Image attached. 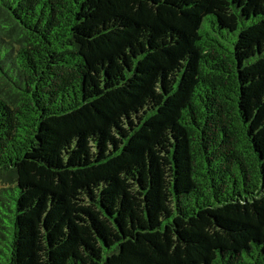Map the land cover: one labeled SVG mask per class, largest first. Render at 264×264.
I'll return each instance as SVG.
<instances>
[{"label": "trees", "instance_id": "trees-1", "mask_svg": "<svg viewBox=\"0 0 264 264\" xmlns=\"http://www.w3.org/2000/svg\"><path fill=\"white\" fill-rule=\"evenodd\" d=\"M0 264H264V0H0Z\"/></svg>", "mask_w": 264, "mask_h": 264}]
</instances>
